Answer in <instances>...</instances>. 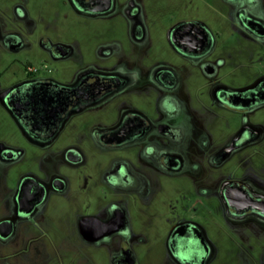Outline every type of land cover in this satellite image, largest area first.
Masks as SVG:
<instances>
[{"label":"flooded vegetation","instance_id":"obj_1","mask_svg":"<svg viewBox=\"0 0 264 264\" xmlns=\"http://www.w3.org/2000/svg\"><path fill=\"white\" fill-rule=\"evenodd\" d=\"M73 239L264 264V0H0V264Z\"/></svg>","mask_w":264,"mask_h":264},{"label":"rangeland","instance_id":"obj_2","mask_svg":"<svg viewBox=\"0 0 264 264\" xmlns=\"http://www.w3.org/2000/svg\"><path fill=\"white\" fill-rule=\"evenodd\" d=\"M213 13L211 10L206 9V15L209 18V20L215 24V25H228V20L224 19L223 17L220 18L219 20H214L213 18ZM213 228V226H210ZM225 232H220L219 237L223 238L225 237ZM86 246L87 248L89 245L84 244L83 242L73 239L70 242H58L56 247L59 250H63L64 248H69L66 249L68 252H61L60 254L64 257L63 259V264H111L109 261V255L107 254L106 250H98V251H93L91 258L86 259L87 257L84 252H79L78 250L81 247ZM164 255H156L151 258L143 257L140 256V263L141 264H167L166 259L163 258ZM215 264H239V260L235 258L232 255H224L223 253L220 254L216 260Z\"/></svg>","mask_w":264,"mask_h":264}]
</instances>
